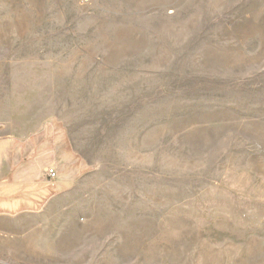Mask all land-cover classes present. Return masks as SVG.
<instances>
[{
  "label": "rangeland",
  "instance_id": "1",
  "mask_svg": "<svg viewBox=\"0 0 264 264\" xmlns=\"http://www.w3.org/2000/svg\"><path fill=\"white\" fill-rule=\"evenodd\" d=\"M31 56L88 158L52 180L80 168L87 202L0 264H264V0H0V59Z\"/></svg>",
  "mask_w": 264,
  "mask_h": 264
},
{
  "label": "crops",
  "instance_id": "2",
  "mask_svg": "<svg viewBox=\"0 0 264 264\" xmlns=\"http://www.w3.org/2000/svg\"><path fill=\"white\" fill-rule=\"evenodd\" d=\"M57 79L52 60L33 56L0 59V200L41 201L32 208L0 210L2 259L40 261L54 255L55 234L66 242L71 238L68 231L56 232L57 223H70V217L65 220L64 216L71 206L78 211L86 206V196L80 193L86 185V172L68 168L58 180H52L46 171L56 164V157L73 155L88 160L61 114ZM52 120L64 132L56 144L54 135L49 139L54 125L44 133ZM12 187L21 188L24 194L8 191ZM40 205V211L33 210Z\"/></svg>",
  "mask_w": 264,
  "mask_h": 264
},
{
  "label": "built area",
  "instance_id": "3",
  "mask_svg": "<svg viewBox=\"0 0 264 264\" xmlns=\"http://www.w3.org/2000/svg\"><path fill=\"white\" fill-rule=\"evenodd\" d=\"M46 171H47V174L49 175L50 179H54L57 177V173L54 169L48 168Z\"/></svg>",
  "mask_w": 264,
  "mask_h": 264
},
{
  "label": "trees",
  "instance_id": "4",
  "mask_svg": "<svg viewBox=\"0 0 264 264\" xmlns=\"http://www.w3.org/2000/svg\"><path fill=\"white\" fill-rule=\"evenodd\" d=\"M57 123L56 120H52L50 123L46 124V129L44 130V133L48 131L49 127L55 125ZM59 125H61L60 123H57ZM69 146V145H68ZM50 194V193H49ZM41 205L39 207H37L36 209H40Z\"/></svg>",
  "mask_w": 264,
  "mask_h": 264
}]
</instances>
